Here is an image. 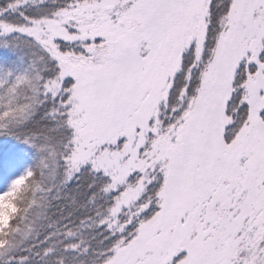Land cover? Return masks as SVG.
Wrapping results in <instances>:
<instances>
[{
    "label": "snow or ice",
    "instance_id": "snow-or-ice-1",
    "mask_svg": "<svg viewBox=\"0 0 264 264\" xmlns=\"http://www.w3.org/2000/svg\"><path fill=\"white\" fill-rule=\"evenodd\" d=\"M0 264H264V0H0Z\"/></svg>",
    "mask_w": 264,
    "mask_h": 264
}]
</instances>
